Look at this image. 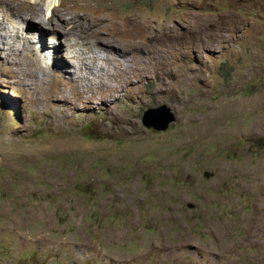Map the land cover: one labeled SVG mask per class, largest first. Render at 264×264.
<instances>
[{"label":"rangeland","instance_id":"rangeland-1","mask_svg":"<svg viewBox=\"0 0 264 264\" xmlns=\"http://www.w3.org/2000/svg\"><path fill=\"white\" fill-rule=\"evenodd\" d=\"M0 264H264V0H0Z\"/></svg>","mask_w":264,"mask_h":264},{"label":"water","instance_id":"water-1","mask_svg":"<svg viewBox=\"0 0 264 264\" xmlns=\"http://www.w3.org/2000/svg\"><path fill=\"white\" fill-rule=\"evenodd\" d=\"M172 122H174V116L170 114L169 110L164 106L156 109H148L142 116L143 126L155 131L166 130L168 124Z\"/></svg>","mask_w":264,"mask_h":264},{"label":"bare ground","instance_id":"bare-ground-1","mask_svg":"<svg viewBox=\"0 0 264 264\" xmlns=\"http://www.w3.org/2000/svg\"><path fill=\"white\" fill-rule=\"evenodd\" d=\"M57 2V1H56ZM59 5V2L58 3H56V5L55 6H53L52 7V10H51V14H52V16L51 17H53L54 16V14H56L57 13V10H56V6H58ZM57 15V14H56ZM41 15H40V13H38V14H36V17H40ZM35 17V18H36ZM78 17V16H77ZM80 20H82V18L81 17H78ZM52 21H56V20H53V18H51V20L49 19V23H53ZM58 21L60 22L61 21V24H58V26H57V29H60V30H62L63 31V33H64V35H65V37L66 36H68V34H69V32H67L65 29H66V27L67 26H71L70 24H69V22H68V20L66 19V21H65V18H60V19H58ZM57 23V22H56ZM89 23V22H88ZM76 27V26H75ZM131 30H132V28H131ZM99 34V33H98ZM88 40V39H87ZM95 43H97V44H100V43H104L106 46H107V43H105V42H103V40H101V39H95ZM111 49L113 50V51H115V53H117V54H122V55H124L125 53H124V49L123 50H121V49H117L115 46H112V44H111ZM118 47V46H117ZM126 51V50H125ZM121 55V56H122ZM116 59L117 58H114V59H111V61L112 62H114V61H116ZM119 59V58H118ZM117 62V61H116ZM114 64V63H113ZM118 66V65H117Z\"/></svg>","mask_w":264,"mask_h":264}]
</instances>
